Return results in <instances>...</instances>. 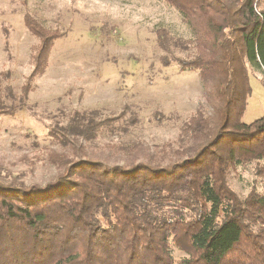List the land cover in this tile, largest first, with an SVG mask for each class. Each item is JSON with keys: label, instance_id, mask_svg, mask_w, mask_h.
Here are the masks:
<instances>
[{"label": "trees", "instance_id": "trees-1", "mask_svg": "<svg viewBox=\"0 0 264 264\" xmlns=\"http://www.w3.org/2000/svg\"><path fill=\"white\" fill-rule=\"evenodd\" d=\"M160 1L180 14L191 38L171 43L163 32L158 46L187 52L172 58L181 72H198L203 102L175 147L121 145V165L65 154L71 159L55 163L54 182L0 189V264H264V191L240 197L229 183L251 163L264 177V116L242 121L249 73L264 74V0ZM24 24L37 39L33 69L17 104H8L15 96L0 81V117L26 104L59 39L29 17ZM114 120L73 115L48 135L63 149ZM171 246L186 257L175 262Z\"/></svg>", "mask_w": 264, "mask_h": 264}, {"label": "rangeland", "instance_id": "rangeland-1", "mask_svg": "<svg viewBox=\"0 0 264 264\" xmlns=\"http://www.w3.org/2000/svg\"><path fill=\"white\" fill-rule=\"evenodd\" d=\"M28 17L59 39L26 104L0 117V189L54 182L60 173L55 163L71 159L65 154L121 165V145L137 143L151 153L166 143L175 147L205 92L198 72H181L173 59L187 52L173 45L166 53L158 46L164 33L171 43L191 38L177 11L160 0H0V81L9 84L16 100L8 104L18 103L33 69L30 54L37 39L25 27ZM263 81L262 72L250 71L245 123L264 116ZM78 114L96 122L115 120L94 138L69 139L74 146L60 149L48 135L50 127L66 128ZM135 153L127 155L143 160ZM258 170L256 163L238 167L230 173L231 188L240 197L252 188L264 191ZM170 252L175 262L186 257L173 246Z\"/></svg>", "mask_w": 264, "mask_h": 264}]
</instances>
